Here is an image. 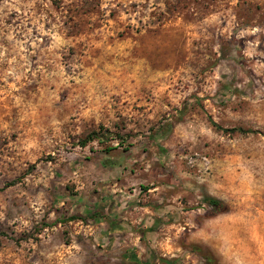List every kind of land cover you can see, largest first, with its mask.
Here are the masks:
<instances>
[{"label": "rangeland", "instance_id": "rangeland-1", "mask_svg": "<svg viewBox=\"0 0 264 264\" xmlns=\"http://www.w3.org/2000/svg\"><path fill=\"white\" fill-rule=\"evenodd\" d=\"M165 260L264 264V0H0V264Z\"/></svg>", "mask_w": 264, "mask_h": 264}, {"label": "trees", "instance_id": "trees-1", "mask_svg": "<svg viewBox=\"0 0 264 264\" xmlns=\"http://www.w3.org/2000/svg\"><path fill=\"white\" fill-rule=\"evenodd\" d=\"M214 124L218 127H221L219 124H217L216 122H214ZM173 126V124H170V128ZM226 131H239L241 133H246L249 132L250 130H247L243 127H233V128H224ZM93 137V135L89 136V139H91ZM86 141V140H85ZM207 202L209 203V205L214 208L217 212H223L226 211L228 209V205L226 204V202H224L223 200L216 198V197H209L207 199ZM167 261V263L172 264L173 262L171 260H165Z\"/></svg>", "mask_w": 264, "mask_h": 264}, {"label": "crops", "instance_id": "crops-1", "mask_svg": "<svg viewBox=\"0 0 264 264\" xmlns=\"http://www.w3.org/2000/svg\"><path fill=\"white\" fill-rule=\"evenodd\" d=\"M110 199H112V200L114 201L115 197H114V196H112ZM113 206H114V205H113ZM112 213H115V211H114V212H112Z\"/></svg>", "mask_w": 264, "mask_h": 264}]
</instances>
